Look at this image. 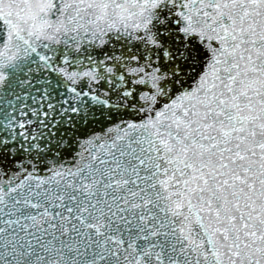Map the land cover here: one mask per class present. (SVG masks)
<instances>
[{"label":"snow or ice","instance_id":"1","mask_svg":"<svg viewBox=\"0 0 264 264\" xmlns=\"http://www.w3.org/2000/svg\"><path fill=\"white\" fill-rule=\"evenodd\" d=\"M0 264H264V0H0Z\"/></svg>","mask_w":264,"mask_h":264}]
</instances>
